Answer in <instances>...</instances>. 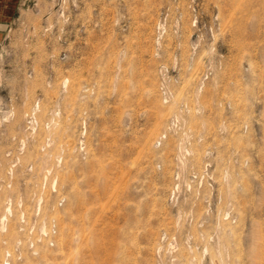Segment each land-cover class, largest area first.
Wrapping results in <instances>:
<instances>
[{
    "label": "rangeland",
    "instance_id": "obj_1",
    "mask_svg": "<svg viewBox=\"0 0 264 264\" xmlns=\"http://www.w3.org/2000/svg\"><path fill=\"white\" fill-rule=\"evenodd\" d=\"M0 264H264V0H21Z\"/></svg>",
    "mask_w": 264,
    "mask_h": 264
},
{
    "label": "crops",
    "instance_id": "obj_2",
    "mask_svg": "<svg viewBox=\"0 0 264 264\" xmlns=\"http://www.w3.org/2000/svg\"><path fill=\"white\" fill-rule=\"evenodd\" d=\"M21 0H0V42L9 28Z\"/></svg>",
    "mask_w": 264,
    "mask_h": 264
},
{
    "label": "bare ground",
    "instance_id": "obj_3",
    "mask_svg": "<svg viewBox=\"0 0 264 264\" xmlns=\"http://www.w3.org/2000/svg\"><path fill=\"white\" fill-rule=\"evenodd\" d=\"M8 210H9V209H8ZM3 215H4V214H3ZM52 218H53V217H52ZM51 220H52V219H51ZM157 246H158V245H157ZM160 247H161V246H160ZM160 247H159V248H160ZM159 248H158V249H159ZM160 251H161V250H160ZM159 254H160V253H159ZM7 255H8V254H7Z\"/></svg>",
    "mask_w": 264,
    "mask_h": 264
}]
</instances>
